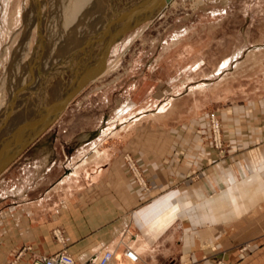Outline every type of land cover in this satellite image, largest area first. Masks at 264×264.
<instances>
[{"label": "rangeland", "instance_id": "1", "mask_svg": "<svg viewBox=\"0 0 264 264\" xmlns=\"http://www.w3.org/2000/svg\"><path fill=\"white\" fill-rule=\"evenodd\" d=\"M42 1H47L49 5L44 6ZM114 1H106L100 8L104 9L97 12L96 16L98 8H93L92 5L88 18L94 17L93 23L96 24L94 26L97 27V32H92L93 23L84 25L72 40L63 46L58 59H50V64L44 67L47 65L44 62L47 58L40 55L42 40L45 39L41 22L43 19L48 34L50 15L47 14L55 11L53 16L58 15L56 12L60 0H0V87L4 82L0 94L3 92L8 99L15 91V78L22 76L24 70L35 60L39 70L43 69V74L46 72L40 78L46 83L42 84L45 88H41L43 92L38 89L35 97L37 99L29 104L33 105L35 111L41 110L44 107L42 98L49 99L46 89L68 73L71 76L76 73L78 75L82 68L80 65L89 58L91 51L90 59L93 58L94 52L100 46L97 40H101L100 37L107 29V19L111 15L109 8L113 7ZM171 4L154 21L128 31L113 45L104 69L108 72L87 85L50 128V132L57 131L54 145L56 162L60 168L55 169L53 173L49 170L37 172L35 163L42 162L44 157L35 149H29L0 177V210L15 208L27 197L28 201L44 198V205H53L61 196L62 187L51 192L50 184L63 176L62 161L65 157L77 155L72 151L70 154L69 149L65 147L69 145L75 149L80 146L83 140L81 135L85 131L101 129L105 130V136L114 131L101 140V148L111 149L112 152L118 149L115 154L109 153V156L113 154L114 160L119 159L139 194L145 199L143 205L150 208L155 200L153 182L140 159L130 151L122 149L126 134H130L132 130L146 129L148 131L145 133V139L154 143L153 135L160 134L156 133L160 130L164 132L162 134H166L168 146H180L188 142L184 137L175 136L173 130L192 128L201 132L202 144L210 145L220 155L227 156L230 146L234 144L233 140H236L233 136L243 132L245 128L254 126L253 118H240L233 108L245 98L261 95L258 89L260 82L264 84V0H174ZM39 17H42L41 20ZM59 17H56V22L61 25L62 20ZM27 18L28 20H25ZM59 25L57 29H60ZM102 28L105 29L103 32ZM71 48L73 49L67 53ZM35 55L37 56L34 57ZM227 59V67L219 73L216 72ZM46 75L47 77H44ZM31 77L26 80L27 84ZM200 85L208 88H197ZM262 93L264 95V90ZM170 101L162 114L154 116L157 110ZM16 102L15 107L12 103V109H16ZM52 103L49 99L45 108L49 109L48 105ZM29 104L25 103L24 107ZM140 112H145V115L151 117H145L131 125L128 133L125 130L119 136H112L115 130L126 125L122 123L131 115ZM259 123L258 127L262 128L264 122ZM16 138H19L18 134L13 140H18ZM3 149L6 151L7 148ZM1 150L0 147V156L5 153ZM173 155L174 153L170 154L171 157ZM127 157L135 162L146 182V190L133 176L126 162ZM74 181L77 182L76 179ZM65 187L64 189L67 188ZM23 190L28 192L27 197L21 196ZM54 240L56 241L55 238Z\"/></svg>", "mask_w": 264, "mask_h": 264}, {"label": "crops", "instance_id": "2", "mask_svg": "<svg viewBox=\"0 0 264 264\" xmlns=\"http://www.w3.org/2000/svg\"><path fill=\"white\" fill-rule=\"evenodd\" d=\"M260 84L261 95L245 98L233 108L240 118H253L254 126L233 136L236 140L227 156L202 144L201 132L192 128L173 130L188 142L180 146H168L160 130L153 135L154 143L145 139L146 129L126 134L122 149L140 159L153 182L155 200L150 208L143 205L145 199L119 159L109 156L112 150L101 148V140L114 131L106 136L101 129L85 131L80 146L65 147L77 155L65 157L63 176L50 184L51 192L62 187L53 205H44V198L28 201L23 190L21 196L27 198L20 205L0 210V264H11L24 247L31 250L17 264L54 255L62 248L52 234L56 227L65 232L70 255L81 262L110 250L115 253L113 264H128L129 247L150 264L218 260L264 264V123L258 127L264 122V84ZM162 113L157 110L154 116ZM145 117L151 115L140 112L129 118L112 136L128 133ZM56 132L48 130L30 148L44 157V162L35 163L37 172L60 168Z\"/></svg>", "mask_w": 264, "mask_h": 264}, {"label": "bare ground", "instance_id": "3", "mask_svg": "<svg viewBox=\"0 0 264 264\" xmlns=\"http://www.w3.org/2000/svg\"><path fill=\"white\" fill-rule=\"evenodd\" d=\"M34 1V0H33ZM59 1V0H58ZM110 2V0H60V3H59V7H58V11H57V9H56V14L58 13V15H54L53 16V14H54V12L52 11L51 12V14L49 13V14H47V15H50L49 16V18H50V22H49V24H47V25H49V32H48V34L46 33V30H45V26H44V24L43 23H45L44 21H43V19H42V22H41V24H42V26L43 27H41L42 29H44L43 30V39H44V41L42 40V38H41V40H42V45H41V51H40V49H39V51H40V55H41V57H43V56H46V58H47V61H44L45 63H47V65H44V67H47L50 63V59L52 60V58H57L58 59V57H59V55H60V52L62 51V49H63V46H65L67 43H69L71 40H72V38L78 33V31L81 29V27H83L84 25H91L92 23H93V18H91L90 17V19L88 18L89 16V10H90V8H91V6L93 5V8H98L97 9V11H96V14H95V12L93 11V13L95 14V16L97 15V12H100L101 10H103L104 8H102V9H100L102 6H104L106 3L105 2ZM121 1V0H120ZM130 2V0H124V2ZM132 2H133V0H131ZM173 1L174 0H171V1H166V0H150V1H148V2H146L145 4H142V5H139V2H133L131 5H128V6H132V5H136L137 4V6H134V9H133V11H130L129 12V14L127 15V17L126 18H124L123 20H122V28H123V30H128V29H130V28H137L138 26H141V25H144V24H146V23H148V22H152V21H154L159 15H160V13L165 9V8H167L171 3H173ZM43 2V1H42ZM34 3V2H33ZM115 3H118L117 2V0H115L114 2H113V7L115 6ZM43 4H44V6H45V4L47 5V1H45V2H43ZM57 4V3H56ZM49 5V4H48ZM47 5V6H48ZM172 5V4H171ZM46 6V7H47ZM39 7V6H38ZM41 7V6H40ZM43 7V6H42ZM108 7H110V6H108ZM48 8V7H47ZM53 8V7H52ZM55 8V7H54ZM112 8V7H111ZM111 8H109V11L111 10ZM115 8V7H114ZM34 9V8H33ZM32 9V10H33ZM92 9V8H91ZM37 10V9H36ZM51 10V9H50ZM49 10V11H50ZM153 10V12L151 13V11ZM34 11V10H33ZM33 11H30L31 13L33 12ZM40 12V11H39ZM91 12V11H90ZM31 13H29V15L31 14ZM34 13H36L37 14V12H34ZM53 13V14H52ZM92 13V12H91ZM90 13V15L92 16V14ZM103 13V12H102ZM39 14H41V13H39ZM29 15H27V16H29ZM38 15V14H37ZM35 16V15H34ZM40 16V15H39ZM57 16H60L59 17V19L61 18V20H62V24L61 25H59V24H57L58 22H56V17ZM26 18V17H25ZM30 18V17H29ZM36 18H37V16H36ZM40 18H42V17H39L38 19H40ZM48 18V19H49ZM98 18V17H97ZM31 19V18H30ZM45 19V18H44ZM48 19H47V21H48ZM58 19V18H57ZM25 20H28V18L27 19H25ZM36 20V19H35ZM34 20V21H35ZM41 20V19H40ZM39 20V21H40ZM60 20V21H61ZM59 21V20H58ZM26 22V21H25ZM84 22V23H83ZM30 23H34V22H30ZM30 23H29V25H30ZM59 23H61V22H59ZM91 23V24H90ZM38 24V23H37ZM39 24H40V22H39ZM38 24V25H39ZM57 24V25H56ZM33 25V24H32ZM58 25H59V27H60V29H57V27H58ZM94 25H96V24H94L93 23V31L92 32H94V31H96L97 30V27L96 26H94ZM34 26V25H33ZM27 27V26H26ZM96 27V28H95ZM27 29H28V27H27ZM36 29V28H35ZM35 29H34V31H35ZM42 29H41V31H42ZM37 30V29H36ZM103 30H105V29H101V31L103 32ZM44 31H45V33H44ZM28 32H30L29 31V29H28ZM37 32V31H36ZM36 32H35V34H36ZM97 32V31H96ZM101 33V32H100ZM30 34V33H29ZM42 33H40V35H41ZM102 34V33H101ZM27 35H28V33H27ZM26 36V35H25ZM42 36V35H41ZM29 37V36H28ZM27 38V37H26ZM25 38V39H26ZM120 38V37H119ZM119 38H118V40H119ZM29 39V38H28ZM24 40V39H23ZM94 40V39H93ZM117 40V41H118ZM28 41V40H27ZM26 41V42H27ZM40 41V40H39ZM85 41H87V40H85ZM116 41V42H117ZM7 42V41H6ZM24 42V41H23ZM22 42V43H23ZM115 42V43H116ZM28 43V42H27ZM41 43V42H40ZM27 45V44H26ZM24 47V46H23ZM21 48V47H20ZM25 49H26V47H24ZM23 48V49H24ZM74 48V47H73ZM73 48H71V49H69L68 51H67V53H69ZM17 49V48H16ZM59 49H61L60 51H58ZM74 49H76V47L74 48ZM22 50V49H21ZM27 50V49H26ZM57 50V51H56ZM93 50V49H92ZM55 51L57 52V53H55ZM9 52V51H8ZM24 50H23V54H24ZM92 52V51H91ZM91 52H90V54H91ZM19 53V52H18ZM18 53H16V54H18ZM38 52L36 51V53L35 54H37ZM56 55H55V54ZM20 54V56H21V53H19ZM39 55V54H38ZM39 55V56H40ZM18 56V60H19V55H17ZM37 55H35L34 57H36ZM55 56V57H54ZM33 57V58H34ZM16 59L17 58H15V62H16ZM17 60V61H18ZM54 60V59H53ZM106 60H107V58H106ZM34 61V63H32L31 61V63L29 64V67L27 68V69H25V67H24V74L22 73V76H20V77H17V78H15L16 79V83H15V85H14V83H12L14 86H15V91L14 92H12V94L10 95V97L8 98V99H6L5 98V94L2 92V95L0 94V125L2 126V127H0V147H1V151L2 152H5V153H3L1 156H0V159H2V158H4L5 156H7V154H9V150L10 149H12L13 147H14V144L16 143V140L14 139L13 140V138H14V136L16 137L17 136V134L19 135V133H20V131L22 130V126L23 125H25L26 123H28L29 121H30V117L31 116H36L41 110L39 109V111H35L33 108L34 107H32L33 105H31V104H29L32 100H35V99H37V98H35L36 97V93H37V91H38V89H41V88H43L44 86V84L46 83V82H44V80H43V82H42V80L40 79L41 78V75H45V73L46 72H44V74H43V67L41 68L42 70H39V68L37 67V62H35V60H33ZM37 61V60H36ZM39 61H41V59L39 60ZM19 62H21V60L19 61ZM42 62V61H41ZM18 63V62H17ZM43 63V62H42ZM49 63V64H48ZM228 63H229V60L227 59V60H225L217 69H216V72H221L223 69H225L226 67H227V65H228ZM39 65H41L40 63H39ZM15 66H16V64H15ZM18 66V65H17ZM25 66H27L26 64H25ZM42 66V65H41ZM22 67V68H23ZM85 67V65L81 68V69H83ZM18 68V67H17ZM16 68V69H17ZM35 68H36V70H35ZM50 68V67H49ZM48 68V69H49ZM47 69V68H46ZM47 69V70H48ZM16 71V70H15ZM33 71H35V73H33ZM40 71H42V73L40 72ZM46 71V70H45ZM48 71H50V70H48ZM53 71V70H52ZM39 72V73H38ZM51 72V71H50ZM108 72V70L107 71H103L102 72V74H101V76H104L106 73ZM36 73H38V77H36ZM35 74V75H34ZM47 74H49V73H47ZM77 74V73H76ZM76 74H73V76H71L70 75V73H68V74H66V75H64V77H62V78H60V79H58V80H56L55 81V83L49 88V89H46L47 90V92H49V94H48V98L50 99V101H56L58 98H60L61 97V95L63 94V92H64V90H65V88H66V86H67V84H69L70 82H71V80L73 79H75V78H77L78 76H79V74L78 75H76ZM31 75H32V77H31ZM33 75H34V77H33ZM70 75V76H69ZM17 76V75H16ZM101 76H99V77H101ZM29 77H31L29 80H30V82L27 84V82H26V80H28V78ZM44 77H47V75L46 76H44ZM71 77V78H70ZM33 78V79H32ZM43 78V77H42ZM31 79H32V81H31ZM70 79V80H69ZM96 79H98V78H96ZM96 79H94V80H96ZM93 80V81H94ZM12 82V81H11ZM92 82V81H91ZM90 82V83H91ZM97 82V81H96ZM89 83V84H90ZM11 84V83H10ZM41 84V85H40ZM43 84V85H42ZM88 84V85H89ZM3 85H4V82L2 83V85H1V90H3ZM38 85H40V87L39 88H37L38 87ZM12 87V86H11ZM10 87V88H11ZM54 87V88H53ZM56 87V88H55ZM9 88V89H10ZM37 88V89H36ZM197 88H199V89H205V88H208L207 86H204V85H200V86H197ZM45 88H43V90H44ZM11 90V89H10ZM9 90V91H10ZM28 91V92H27ZM29 91H30V93H29ZM32 91V92H31ZM41 91H42V89H41ZM191 91H193V89L191 90ZM43 92V91H42ZM81 93V92H80ZM34 94V95H33ZM27 95H29V96H27ZM38 95H40L39 93H38ZM43 96H45V95H43ZM23 97V98H22ZM22 99V100H21ZM19 100H21V102H16V101H19ZM39 100V99H38ZM42 100H43V98H42ZM37 101V100H36ZM40 101H41V99H40ZM16 102V104L18 103V105H16V109H12V108H14L15 107V105H14V103ZM34 102V101H33ZM12 103H13V105H14V107L12 106ZM25 103H28L29 104V106H25L24 107V105H25ZM36 103V102H35ZM38 103V102H37ZM42 103V102H41ZM171 103V101L170 102H168L166 105H163L159 110H158V112L160 113V112H162V111H164L165 110V108H166V106H168L169 104ZM21 104V105H20ZM34 104V103H33ZM44 105V104H43ZM32 108H31V107ZM39 106V105H38ZM18 107V108H17ZM30 107V108H29ZM23 108L24 109H26V110H23ZM42 108V107H41ZM68 108V107H67ZM42 109H45V110H47L46 108H45V105H44V107L42 108ZM23 110V111H22ZM135 115H131L130 116V118H133ZM2 121V122H1ZM125 122H127V121H125ZM125 122H123L122 124H124ZM129 124H131V123H128V126H129ZM50 130V129H49ZM46 134V133H45ZM16 139H18V138H16ZM12 140V141H11ZM3 148H7L6 149V151L3 149ZM1 152V153H2ZM44 162V161H43ZM7 171V170H6ZM5 171V172H6ZM4 172V173H5ZM3 173V174H4ZM2 174V175H3ZM1 175V176H2ZM0 176V177H1Z\"/></svg>", "mask_w": 264, "mask_h": 264}, {"label": "water", "instance_id": "4", "mask_svg": "<svg viewBox=\"0 0 264 264\" xmlns=\"http://www.w3.org/2000/svg\"><path fill=\"white\" fill-rule=\"evenodd\" d=\"M150 0H133V2H139V5L145 4ZM171 1V0H166ZM115 3V8L110 10V17L107 19L106 30L103 32L101 40H97L100 43L98 50L94 52L93 58H86L84 63L80 65L85 67L80 69L81 72L77 78L72 79L67 84L63 94L60 98L48 105L49 109H41L36 116H31L30 121L22 126L19 138L16 140L14 147L10 149L9 154L0 159V176L8 170L25 152H27L63 115L69 104L79 95V93L94 79L101 76L105 67L107 66L106 58L109 57L112 47L118 38L124 36L128 31L123 30L122 20L127 17L130 11H133V2H124L118 0ZM153 10L151 11V13ZM119 38V39H120ZM80 67V68H81ZM49 99H43L42 104H48Z\"/></svg>", "mask_w": 264, "mask_h": 264}, {"label": "built area", "instance_id": "5", "mask_svg": "<svg viewBox=\"0 0 264 264\" xmlns=\"http://www.w3.org/2000/svg\"><path fill=\"white\" fill-rule=\"evenodd\" d=\"M126 162L138 184L146 190V182L139 173L135 162H133L129 157L126 158ZM53 236L56 239L57 243L62 246V248L54 255L39 258L37 261H34L33 264H113L115 261V253L114 251L110 250H105L90 261H77L70 255L67 250V237L63 229L60 227H56L53 230ZM29 250H31L30 247H24L23 249H21L11 264H17L18 260L21 259ZM125 257L128 260V264H150L144 261L137 252L129 247L125 249ZM216 264L226 263L223 260H218Z\"/></svg>", "mask_w": 264, "mask_h": 264}]
</instances>
